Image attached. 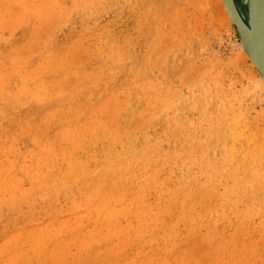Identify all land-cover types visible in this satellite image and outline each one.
<instances>
[{"label":"rangeland","instance_id":"rangeland-1","mask_svg":"<svg viewBox=\"0 0 264 264\" xmlns=\"http://www.w3.org/2000/svg\"><path fill=\"white\" fill-rule=\"evenodd\" d=\"M224 11L0 0V264H264V84Z\"/></svg>","mask_w":264,"mask_h":264},{"label":"water","instance_id":"water-1","mask_svg":"<svg viewBox=\"0 0 264 264\" xmlns=\"http://www.w3.org/2000/svg\"><path fill=\"white\" fill-rule=\"evenodd\" d=\"M259 2L255 3L257 16L256 20L251 17V22L256 24V30H249L248 26L244 22L243 18L240 16L233 0H223L225 8L236 27V31L240 37V41L244 50L250 56L252 62L255 64L260 76L264 79V44L262 43L261 38H263L262 31V16L264 10V0H258ZM254 3L251 0V9H253ZM255 23H254V21Z\"/></svg>","mask_w":264,"mask_h":264},{"label":"bare ground","instance_id":"bare-ground-1","mask_svg":"<svg viewBox=\"0 0 264 264\" xmlns=\"http://www.w3.org/2000/svg\"><path fill=\"white\" fill-rule=\"evenodd\" d=\"M56 1V0H55ZM223 1V0H222ZM221 2V1H220ZM236 2V1H235ZM257 2H259L258 0H253V3H254V7H253V9H251V0H239V4H238V6H239V9H240V13L242 14V16H243V18L245 19V23H246V25L248 26V28H249V30L250 31H252V34H253V31L254 30H256V24H254V26H253V23L251 22V17L252 18H254V20H256V16H257V10H256V6H255V3H257ZM222 4V3H221ZM224 4V3H223ZM222 6V8H224L223 7V5H221ZM225 6V5H224ZM84 8V7H83ZM224 10V9H223ZM225 10H226V8H225ZM228 14V12H227V10H226V12L224 11V16H225V19L227 20V21H229V22H231L232 20H231V18H230V16H229V14ZM253 20V21H254ZM254 23H255V21H254ZM262 31H263V38H261V40H262V43L264 44V10H263V16H262ZM162 33V32H161ZM243 50H244V48H243ZM186 52V51H185ZM244 53L246 54V56H249L248 55V53L244 50ZM250 57V56H249ZM250 60H251V58H250ZM254 64V63H253ZM259 73V72H258ZM135 74V73H134ZM260 75V74H259ZM89 77V76H88ZM261 77V76H260ZM261 81H262V83L264 84V79H260ZM262 84V85H263ZM36 86V85H35ZM34 86V87H35ZM150 86V85H149ZM201 86V85H200ZM204 86V85H203ZM193 87V86H192ZM208 89V88H207ZM37 90V89H36ZM35 90V91H36ZM174 91V90H173ZM201 91H203V90H201ZM20 92V91H19ZM205 92V91H204ZM208 92V91H207ZM206 92V93H207ZM211 92V91H210ZM169 94H171V93H169ZM174 94V93H173ZM201 94H203V92L201 93ZM208 94V93H207ZM36 96H37V94H35ZM175 95V94H174ZM204 95V94H203ZM203 95H201V97L203 96ZM35 96V97H36ZM207 96V95H206ZM175 97V96H174ZM208 97V96H207ZM209 98V97H208ZM208 98H204L203 97V104L201 105V113H202V115L201 116H203V120H212V119H214L216 116H214V118H208L207 117V114H205V109H206V107H207V103H208ZM37 99H38V97H37ZM163 99V98H162ZM200 99V98H199ZM211 99V98H210ZM195 100V99H194ZM130 103V102H129ZM198 103V102H197ZM201 103V102H200ZM199 103V104H200ZM193 104V103H192ZM195 105H196V103H194ZM193 104V105H194ZM211 104V103H210ZM130 105V104H129ZM192 105V106H193ZM194 105V106H195ZM200 105H198V107H199ZM223 106V105H222ZM197 107V106H196ZM135 108V107H134ZM224 108V107H223ZM218 109H219V107H218ZM222 110V109H221ZM224 110V109H223ZM159 111V110H158ZM160 112V111H159ZM218 114H220V118H221V113H219L218 111H216ZM225 112V111H224ZM208 113V112H207ZM226 113V112H225ZM230 114V113H229ZM166 117V116H165ZM202 118V117H201ZM220 118L218 119L219 121H217V119L215 120L216 122H220ZM201 120V119H200ZM222 120H224L223 118H222ZM227 120H228V117H227ZM214 122V121H213ZM141 123V122H140ZM143 123V122H142ZM210 123V122H209ZM221 123V122H220ZM220 123H219V125L218 126H220ZM227 123H228V121H227ZM113 124V123H112ZM214 124V123H213ZM231 125H233L234 123H233V120H232V122L230 123ZM216 125V124H215ZM226 125V124H225ZM142 126V125H141ZM173 126V125H172ZM204 126V125H203ZM235 126V125H234ZM239 126V125H238ZM208 127V126H207ZM226 127V126H225ZM170 128V127H169ZM174 128V127H173ZM215 127H213V129H214ZM93 129V128H92ZM246 129V128H245ZM129 130V129H128ZM225 130V129H224ZM218 131V130H217ZM216 131V132H217ZM194 132H195V129H194ZM208 132V131H207ZM213 132V131H212ZM253 132V131H252ZM113 133V132H112ZM204 133V132H203ZM210 133V132H209ZM193 134V133H192ZM211 134H213V133H211ZM214 134H215V131H214ZM217 134H219V133H217ZM114 134H112V136H113ZM111 136V137H112ZM184 136V135H183ZM191 136V135H190ZM255 136V135H254ZM110 137V136H109ZM187 138H188V135L186 136ZM225 137V136H224ZM253 137V136H252ZM261 137V136H260ZM114 138V137H113ZM193 138V137H192ZM256 138H257V136H256ZM185 139V138H184ZM260 139V138H259ZM261 139H262V137H261ZM113 140V139H112ZM118 140V139H117ZM186 140V139H185ZM231 140V139H230ZM189 141V140H188ZM217 141V140H216ZM110 142H111V140H110ZM185 142V141H184ZM226 142V141H225ZM252 143V142H251ZM253 144V143H252ZM122 145V144H121ZM126 145H127V143H126ZM125 145V146H126ZM189 145V144H188ZM192 145V144H191ZM225 145V144H224ZM264 145V144H263ZM143 146V145H142ZM197 146V145H196ZM145 147V146H144ZM244 147V146H243ZM125 148V147H124ZM184 148H186V147H184ZM190 148L188 147V150H189ZM235 149V148H234ZM127 150H129V149H127ZM254 150V149H253ZM124 151V150H123ZM131 152H132V150H130ZM143 151V150H142ZM184 151V150H183ZM185 151H187V149L185 150ZM195 151V150H194ZM201 151V150H200ZM258 151H259V149H258ZM108 152V151H107ZM107 152H106V155H107ZM189 152V151H188ZM116 153V152H115ZM124 153V152H123ZM122 154V153H121ZM132 155V154H131ZM261 155V154H260ZM122 156H120L119 158H121ZM251 157V156H250ZM258 157V156H257ZM123 158V157H122ZM138 158H139V155H138ZM126 159V158H125ZM129 159H131V157L129 158ZM204 159V158H203ZM223 159V158H222ZM247 159V158H246ZM136 160H137V158H136ZM257 160H259V159H257ZM126 161V160H125ZM135 161V160H134ZM110 162V161H109ZM118 162V161H117ZM150 162V161H149ZM259 162V161H258ZM260 163V162H259ZM258 163V166L260 165ZM141 165V164H140ZM143 165V164H142ZM148 165V164H147ZM245 165V164H244ZM143 166H145V165H143ZM240 166V165H239ZM113 167V166H112ZM140 167V166H139ZM146 167V166H145ZM238 167V166H237ZM104 168V167H103ZM106 168V167H105ZM142 168V167H141ZM147 168V167H146ZM211 168V167H210ZM108 169V168H107ZM111 169V168H110ZM253 169V168H252ZM250 170V169H249ZM108 171H109V169H108ZM228 171H229V169H228ZM252 171V170H251ZM227 172V171H226ZM256 172V171H255ZM114 173V172H113ZM257 173V172H256ZM264 173V172H263ZM263 173L261 174V176H264L263 175ZM146 175H147V173H146ZM237 175V174H236ZM250 175V174H249ZM257 176V175H256ZM150 177V176H149ZM242 178V177H241ZM256 178V177H255ZM143 179H144V177H143ZM249 179V178H248ZM253 180V179H252ZM257 180H259V178L257 179ZM259 182H260V180H259ZM250 183V182H249ZM254 186V185H253ZM190 192V191H189ZM189 192H188V194H189ZM251 192V191H250ZM192 193H193V191H192ZM249 193V192H248ZM191 194V193H190ZM194 194V193H193ZM198 195V194H197ZM187 197H188V195H186ZM192 196L193 195H191V198H192ZM190 197V196H189ZM208 198V197H207ZM182 199V198H181ZM188 200V199H187ZM195 200V199H194ZM181 202H184V201H181ZM181 202H179L180 204H182ZM191 202V201H190ZM192 204V203H191ZM184 205V204H183ZM187 206V205H186ZM191 207V206H190ZM192 208V207H191ZM183 209H184V206H183ZM185 210V212L187 211V208L186 209H184ZM191 210H189V212H190ZM182 213V212H181ZM184 213V212H183ZM182 213V214H183Z\"/></svg>","mask_w":264,"mask_h":264},{"label":"flooded vegetation","instance_id":"flooded-vegetation-1","mask_svg":"<svg viewBox=\"0 0 264 264\" xmlns=\"http://www.w3.org/2000/svg\"><path fill=\"white\" fill-rule=\"evenodd\" d=\"M234 1V4H235V6H236V8H237V10H238V12H239V14H240V16L243 18V16H242V14L240 13L241 11H240V9H239V6H238V4H239V0H233ZM236 1V2H235ZM243 20H244V22H245V19L243 18Z\"/></svg>","mask_w":264,"mask_h":264}]
</instances>
